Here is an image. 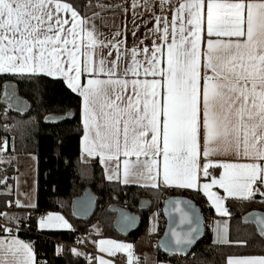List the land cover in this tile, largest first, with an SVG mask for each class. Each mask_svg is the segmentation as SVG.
Returning a JSON list of instances; mask_svg holds the SVG:
<instances>
[{"label":"snow or ice","instance_id":"obj_1","mask_svg":"<svg viewBox=\"0 0 264 264\" xmlns=\"http://www.w3.org/2000/svg\"><path fill=\"white\" fill-rule=\"evenodd\" d=\"M93 7L119 8L125 17L131 9L130 47L127 22L104 35L95 23L99 13L88 14ZM137 19L145 28L142 38ZM46 81L76 99L75 111L53 100ZM21 86L36 112L44 113L45 125L58 128L78 115L80 159L97 160L110 182L138 185L157 199L164 189L202 193L225 217H231L225 205L229 198L254 202L259 197L264 204V0H125L109 5L0 0V104L5 105V119L9 109L23 115L31 108L18 94ZM39 123L29 116L2 127L11 132L22 124L35 133ZM11 153L8 139L0 138V164L11 166L17 159L15 137ZM27 156L30 166L38 162L36 154ZM80 175L88 178L82 170ZM9 179L0 177L5 208L15 204L38 210L37 182L21 191L19 176L11 177L15 188ZM168 208L178 213V221ZM165 212L171 237L166 233L159 247L185 253L200 232V214L190 201L179 199L166 201ZM0 218V232L6 234L0 236V264H37L32 244L13 235L21 217L4 211ZM252 218L256 229L248 239H233L228 221H215L212 244L239 249L226 254L224 264H264V214L248 213L245 223ZM135 221L122 213L119 222L125 228ZM174 225L186 227L177 231ZM71 228L59 212L43 213L38 220L39 230ZM94 244L110 258L70 251L84 255L88 264H123L117 260L121 253L126 264H163L150 261L147 254L141 261L129 243L99 239Z\"/></svg>","mask_w":264,"mask_h":264},{"label":"trees","instance_id":"obj_2","mask_svg":"<svg viewBox=\"0 0 264 264\" xmlns=\"http://www.w3.org/2000/svg\"><path fill=\"white\" fill-rule=\"evenodd\" d=\"M13 83L15 82L13 81ZM45 83H47L48 93L53 97L54 101H61L75 111L77 105L75 98L62 94L59 90V85H53L50 81ZM0 92H2V88H0ZM19 94L32 104V110L26 117H19L8 110L7 119H11L12 124H14L17 121L27 120L29 116H34L40 122L39 131L31 133L26 126L18 124L11 132H6L2 127L7 120L4 114L5 107L0 104V138L6 137L8 141H13V137H15L17 154L31 152L38 156L37 186L39 207L38 210L20 209L17 207L8 209L4 206L3 197H0V208L3 211L18 214L23 221L21 225L29 226L30 231L20 233L18 236L32 244L37 264H44V262L46 264H88L85 256L75 258L72 252L68 250L65 252V256L61 258L56 251L57 241L74 240L78 230L83 233H89L94 246V241L99 238H114L130 242L138 241L150 226L151 213L156 212L155 208H157L158 204L171 196H185L192 199L202 209L206 221L215 217L202 194L196 195L192 191L164 189L159 193V198L157 199L154 198L152 191L145 190L142 187L126 186L106 180L99 163L87 164L80 159V134L76 130L78 115L71 121L61 123L58 128L47 126L42 119L44 113L38 114L36 112L35 102L32 101L23 86H21ZM10 147L12 146L10 145ZM81 170L87 173L88 178H81ZM88 186L100 197L98 208L93 218L88 222L77 221L71 215V201ZM115 198L118 199L117 203L119 206L128 210H136L141 199L146 198L152 201L151 209L141 213L142 226L140 229L127 238H123L116 233L113 227L114 215L107 211L109 205L115 202ZM12 199L14 200V197ZM258 201L259 199L254 202L226 200V207L231 212L229 233L233 239H248L250 234H255V227L251 224H244L243 216L251 211L264 212V204ZM57 211L72 220L76 229L74 231L61 232L39 231L37 228L38 222L35 217H32V214ZM24 216H28V219H31L24 220ZM164 227L165 222H163L162 226L160 224L158 233L152 237L154 246L161 237ZM237 251L239 249L236 247L213 245L211 232L208 227L205 239L192 253L193 258H189L184 264H224L225 255ZM250 251L258 253V249H250ZM164 257L166 258L165 255Z\"/></svg>","mask_w":264,"mask_h":264},{"label":"crops","instance_id":"obj_3","mask_svg":"<svg viewBox=\"0 0 264 264\" xmlns=\"http://www.w3.org/2000/svg\"><path fill=\"white\" fill-rule=\"evenodd\" d=\"M128 2L130 3V0H128ZM140 3H143V0H139ZM92 5H94L95 3H100L103 5H109V4H123L125 3V0H91ZM95 11L98 12L99 15L95 18V23L96 26L99 30V32L103 33L104 35H108L111 32H114L117 26L120 27H124L125 25V21L127 22V28L129 29L128 35H127V42H128V46L130 47L132 44V35H131V30H132V12L131 9L129 8L127 17H125V15L123 14V12L121 11V9L119 8H96V10L90 9V15L91 13ZM138 12H142L143 9H137ZM145 18H147V14H145ZM137 24H140V20L137 19L136 21ZM152 25L149 24V27H151ZM145 32V28L142 24H140V28L139 31L137 33V35L139 37H143V34ZM101 39H103V36L101 37ZM147 43V42H146ZM12 140L8 141V145H9V155H11V147L12 146ZM17 159L13 160L11 162V166H9L8 164H0V169H4L7 168L6 172H0V177L2 176H8L9 179V183L13 185V188H15V181H13L11 179V177L13 176H19V180H20V189L21 191H27L29 186L32 184L33 180H35L37 182V174H38V162L35 165L30 166V161L28 159L27 154H17ZM83 163H98L97 160L95 159H91L88 158L87 156L83 157L82 159ZM19 169V173L16 172V169ZM33 168L35 170H33ZM12 171V172H9ZM26 182V183H25ZM132 186H138L135 184H132ZM178 191H191V190H180V189H175ZM218 189L213 188V191H217ZM220 194H223L222 190H219ZM202 194V193H200ZM203 195V194H202ZM204 196V195H203ZM14 200H15V192L13 194ZM21 199H23V197H20ZM208 206L212 209L213 213L215 214V217H213L210 220L209 223V229L211 232V236H212V240H213V226L215 221L219 220L221 222L227 220L228 221V231H229V217H225V216H220L219 214H217L215 212V209L213 207H211V203L209 201H207V198L204 196ZM229 199H233V200H237L234 198H229ZM259 199V197L256 198V200ZM225 205H226V201H225ZM12 207H16L15 204H13ZM11 207V208H12ZM3 210V209H2ZM59 212L62 216H64V218L68 221V223L70 225H72L71 229H60V230H39L41 232H55V231H74L76 229V226L74 224V222L72 220H70L66 215H64L63 213ZM158 217V215H157ZM160 227V222H159V218H158V226H157V230L154 231L151 235L147 234L146 232L140 237V239L136 242H130V241H125V240H119V239H114V238H99V239H113V240H117V241H121L124 243H129L133 245V253L135 257L140 258V260L142 261L144 258V255L147 254V256L149 257L150 261H159L158 260V256H157V247L154 246V244L152 243V237L158 233ZM38 228V225H37ZM18 239L24 241L23 239H21L19 236H17ZM98 239V240H99ZM26 242V241H24ZM95 249L97 251V248L95 246ZM98 255H103L104 258L109 259L110 257L107 256V254H100L98 253ZM34 256H35V260H36V255L34 252ZM84 256V255H82ZM117 257H120L121 260L123 261V264H126V254H118ZM78 258V257H77ZM163 264H171V263H167V262H163Z\"/></svg>","mask_w":264,"mask_h":264},{"label":"water","instance_id":"obj_4","mask_svg":"<svg viewBox=\"0 0 264 264\" xmlns=\"http://www.w3.org/2000/svg\"><path fill=\"white\" fill-rule=\"evenodd\" d=\"M2 91H3V89H2ZM22 98L24 100H26L24 97H22ZM26 101H28V100H26ZM29 104L31 105L30 110L27 111L23 115L21 113H19L18 111H15L13 109H9V111L12 112L13 114L19 116V117H26L30 114V112L32 110V104L30 102H29ZM3 106L5 107V105H3ZM71 120H73V118ZM71 120H69V121H71ZM170 199L171 200L179 199V200L190 201L192 203V205L195 207V209L198 211V213L200 214V232L196 238V241L192 246H190L188 248V250L185 253H181V254L169 253L164 248L159 247V243L165 237L166 233L168 234L169 237H171V233L169 231V227H170V225H169V214H171L172 216H176L177 221L179 218L178 213L172 212L171 208H168L169 214H166V212H165L166 201H168ZM99 201H100V197L94 192V190L89 186L86 187L80 195L75 196L71 201L70 209H71L72 217L77 221L88 222L89 220H91L93 218L94 214L96 213ZM117 201H118V199L115 198V202L112 203L111 205H109L107 211L110 214L114 215L113 227H114V230L116 231V233L123 238H127V237L131 236L132 234H134L138 229H140V227L142 226V215H141V213L147 212L151 209L152 201L149 199H146V198L141 199L136 210H128L124 207H121L118 205ZM181 207H184V205L181 204ZM252 212H258V213L264 214V212H262V211H251L249 213H252ZM122 213H126L130 216H135L136 217L135 223L130 227L121 228L119 221H120V217H121ZM162 214H163V217L165 219V227H164V231H163L161 237L159 238V240L157 242V247H158L159 251L170 259H178L181 257H187L190 254H192L194 249L205 239L206 234H207V228H208V226L206 224L207 221H206V219L202 213V209L200 208V206H198L192 199H190L188 197L171 196V197H168L164 200L163 208H162ZM247 214H245L243 216L244 224H251L256 229L255 218H252L249 222L245 223L244 217ZM174 226L177 227V231H180L182 228L186 227L184 225H174ZM74 257L77 258L76 256H74Z\"/></svg>","mask_w":264,"mask_h":264},{"label":"built area","instance_id":"obj_5","mask_svg":"<svg viewBox=\"0 0 264 264\" xmlns=\"http://www.w3.org/2000/svg\"><path fill=\"white\" fill-rule=\"evenodd\" d=\"M8 113H9V111L7 112V114ZM4 124L12 125V120L7 119ZM163 202L164 201L161 202V206H160L161 209L157 213L160 222H165V219H164L163 214H162ZM0 212H4V211L0 208ZM41 214H43V213H39L36 215L32 214V217H35L36 221L38 222ZM30 219L31 218H29L28 220H30ZM0 223H4V220L2 218H0ZM209 223H210V220L206 222L208 227H209ZM13 227H15V226L13 225ZM28 231H30L28 225L23 226L20 224L18 232H14L13 235L18 236L20 233H25ZM4 235H6V234L3 232H0V236H4ZM78 240L82 241V242L78 243L77 242ZM58 246H63L62 251L59 252V256L61 258H63L65 256V252H67L68 250H71L72 248H75L79 252L85 253V254L90 255V256L98 255L97 251L95 249V246L93 245V243L91 241L90 234L89 233H83L79 230L77 231V236L75 237L74 240H71V241L59 240V241H57V247ZM155 246L157 247V244ZM157 256H158L159 261L167 262V263H171V264H184L187 262V260L189 258H193L192 254H190L187 257H181L178 259H170L167 256L165 258L164 254L159 251L158 247H157ZM117 260L122 261L120 257H117ZM87 262H88V260H87Z\"/></svg>","mask_w":264,"mask_h":264},{"label":"rangeland","instance_id":"obj_6","mask_svg":"<svg viewBox=\"0 0 264 264\" xmlns=\"http://www.w3.org/2000/svg\"><path fill=\"white\" fill-rule=\"evenodd\" d=\"M96 5V3L94 4ZM93 10H96V7H93L92 8ZM88 14L90 15V12H88ZM13 142V141H12ZM161 206V203L158 204L157 208H155L156 212H152L151 213V216H150V226L148 228V230L146 231L147 234L151 235L154 231L157 230V226H158V217H157V213L159 212V210L161 209L160 208ZM160 222V221H159ZM161 226L163 224V222H160ZM154 229L153 231H149V229Z\"/></svg>","mask_w":264,"mask_h":264}]
</instances>
